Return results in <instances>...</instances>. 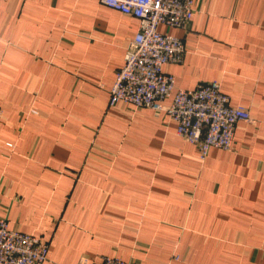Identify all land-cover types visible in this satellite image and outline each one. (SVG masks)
Listing matches in <instances>:
<instances>
[{
  "label": "crops",
  "instance_id": "obj_1",
  "mask_svg": "<svg viewBox=\"0 0 264 264\" xmlns=\"http://www.w3.org/2000/svg\"><path fill=\"white\" fill-rule=\"evenodd\" d=\"M138 29L99 0H0V216L44 264H264V0L159 25L187 47L176 87L218 80L251 113L204 160L166 111L110 105Z\"/></svg>",
  "mask_w": 264,
  "mask_h": 264
},
{
  "label": "built area",
  "instance_id": "obj_2",
  "mask_svg": "<svg viewBox=\"0 0 264 264\" xmlns=\"http://www.w3.org/2000/svg\"><path fill=\"white\" fill-rule=\"evenodd\" d=\"M139 20L125 63L111 88L110 105L119 101L136 107L166 111L177 123V133L197 144L201 159L212 147L233 148L235 126L252 121L249 109L232 105L218 80L195 88L176 87V77L164 71L167 63L183 61L187 47L178 36L159 30L160 24L186 27L196 10V0H99ZM172 96L171 103L165 100ZM49 244L43 238L9 226L0 216V264H44ZM79 264H91L83 258ZM99 264H136L106 255Z\"/></svg>",
  "mask_w": 264,
  "mask_h": 264
}]
</instances>
